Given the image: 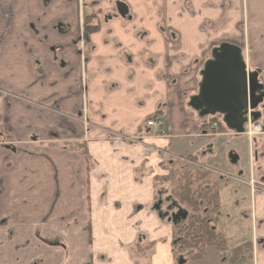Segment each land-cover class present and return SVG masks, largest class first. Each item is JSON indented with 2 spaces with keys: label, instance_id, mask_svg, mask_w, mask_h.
<instances>
[{
  "label": "crops",
  "instance_id": "0c3cea01",
  "mask_svg": "<svg viewBox=\"0 0 264 264\" xmlns=\"http://www.w3.org/2000/svg\"><path fill=\"white\" fill-rule=\"evenodd\" d=\"M91 1L0 0V264H137L131 247L140 236L156 241L149 264H175L171 226L186 213L156 193L169 174L156 164L177 157L216 176L218 168L239 174L219 179L217 228L231 253L258 237L254 251L242 248L231 263L255 256L264 264V192L252 197L248 184L264 177L252 170V139L224 114L215 125L189 111L183 94L199 92L204 68L185 74L174 65L198 53L205 66L221 43L242 42L241 0H228L226 10L217 0H146L145 10L131 7L138 21L104 20L86 35L84 3ZM104 1L112 12L115 2ZM156 15L163 27L148 21ZM162 105L169 138L111 139L112 129L135 136ZM259 107L264 122V102ZM213 251L206 247L196 264ZM176 264L190 261L181 256Z\"/></svg>",
  "mask_w": 264,
  "mask_h": 264
},
{
  "label": "rangeland",
  "instance_id": "374dc122",
  "mask_svg": "<svg viewBox=\"0 0 264 264\" xmlns=\"http://www.w3.org/2000/svg\"><path fill=\"white\" fill-rule=\"evenodd\" d=\"M112 2H115V5H113V11L112 12H107L105 13L104 10L108 8L109 3H106L104 0H92L91 4L90 2L88 3V6L86 8L87 10V16H88V21L90 25L96 24V23H101L104 20H111V19H116V20H124L128 21L130 23L138 21V13L133 10L131 7H139L145 10L146 7V0L144 2L140 3L138 5V0H111ZM228 0H217L218 7L217 9L220 10H226V7L224 5L225 2ZM106 5L107 7L105 8ZM237 15L240 14L242 15V22L240 23L239 29L242 32V42H239L237 44L230 43V42H223L221 44H228L232 47L238 48L241 53L242 57L244 59L246 69L249 73L256 74L257 81L259 80L261 87L264 89V0H241V7L236 10ZM141 20L145 21V17H141ZM158 23L160 27H163L165 22L162 20L161 16L156 15L155 17L149 16L148 21H154ZM255 24V26L252 28L251 24ZM173 38H175L174 35H172ZM220 44V45H221ZM212 56V53H210L209 57ZM181 62V65L176 63L177 61L174 62V65L178 66V70H184L185 74L187 73H192L195 70H200L201 65H203L204 68V61L200 58L198 53H194L193 55H185L183 58L178 60ZM174 65H172V70L175 69ZM201 74H197L196 78L197 80L201 79ZM172 83L177 82V78H173L171 80ZM115 85H112L111 87L113 88ZM199 88V86H198ZM198 88L195 87L193 90H189L186 92L184 95V101L186 102V107L189 111L191 112H197L196 109L191 105V98L193 95H195L198 92ZM260 90V89H259ZM4 96V92L0 90V101L1 98ZM199 115L197 114V118ZM152 118H161L164 123V105L160 107V112H157L156 114H153L151 116L146 117L142 123L139 125L137 134L135 136H128L125 135L124 131L122 132L121 130H115L112 129L110 132V135L112 136L111 139L114 141H117L118 138L126 141L127 143H138L139 141H132L129 139H126L127 137L133 138V140L139 139L138 137L140 136H163L166 138H169V130H168V124L165 123V128L162 129L161 127H148L147 122L148 120ZM208 120V119H207ZM212 120H217L219 123L222 121V115L220 113L215 114L212 116ZM261 119H258L255 123L260 124ZM202 123L199 120L200 127L202 126ZM222 123V122H221ZM252 131H255L256 129L254 128V125L252 124L251 126ZM263 131H264V125H263ZM253 133V132H252ZM114 134H116V137ZM118 135V136H117ZM257 136V137H256ZM250 138L254 151L257 152L258 150V159L252 160V170L254 175L258 177V179L263 180L264 177V133L259 132H254L252 135H248ZM142 141V140H141ZM140 141V142H141ZM78 142L72 144L74 148H78L77 146ZM156 147H161L156 144ZM79 150H83L81 146L79 147ZM186 158L188 157H177L173 158L171 160H166L165 162L160 163L159 162L156 164V172L160 173L163 172H168L169 175V180H167V183L160 184L159 188H157L156 193L160 191V195L163 197L171 196L173 200L175 199L173 195V188L175 187V184L179 179L182 178V175L185 170H189L190 172H194L197 169H200L201 166L197 165L196 163H192L188 161ZM202 161V159L200 158ZM263 171V172H261ZM216 177V175H214ZM230 182V181H228ZM237 182L233 181V185H235ZM159 190V191H158ZM226 194L227 190L225 187H222V199L224 203V212L226 211L225 208V203H226ZM176 200V199H175ZM177 201V200H176ZM178 202V201H177ZM176 202V203H177ZM172 204H175V202H172ZM140 209L143 207L146 208L145 204H141ZM184 210V213H186L187 216V211L191 213V209L186 208L188 206L180 205ZM175 208V207H174ZM223 212V213H224ZM178 216V214L175 215V217ZM174 217V219H175ZM178 222V220H177ZM175 224L172 225V228H175ZM255 242L259 244L258 242V237H254ZM139 246L137 247L136 245H132L131 247V253L133 256L134 261L137 264H149L151 260L153 259L154 256V250L156 248L155 244L156 241L151 243L146 240L145 236H140L139 237ZM180 240L179 237L177 236H172L171 237V249H172V258H174V263L176 264L177 260L181 257L187 254V252H190L191 250H180L174 244H178V241ZM225 248L223 249H217L218 251L214 254L216 256L210 258L209 260L205 259L203 264H220L223 263V261H226V264H233L231 263L232 260H236L239 258L240 254L233 252L226 251L228 249V242H227V237H225ZM264 244V242H262ZM215 248V247H214ZM210 250V249H209ZM225 250V251H224ZM231 253V254H230ZM207 254H211V251H209ZM254 255V254H253ZM208 257V255H207ZM225 258V259H224ZM254 258L252 256V259L249 264H256L254 262ZM200 259H190V264H196L197 261Z\"/></svg>",
  "mask_w": 264,
  "mask_h": 264
},
{
  "label": "trees",
  "instance_id": "16d2710c",
  "mask_svg": "<svg viewBox=\"0 0 264 264\" xmlns=\"http://www.w3.org/2000/svg\"><path fill=\"white\" fill-rule=\"evenodd\" d=\"M98 26V23L89 24L86 13L85 33H93L98 29ZM207 116L211 122L213 115L207 114ZM169 175L162 179L169 180ZM173 195L179 204L186 205L188 206H185L186 208L191 209V213L188 212L187 217L174 228V236L180 238L178 244H174L175 248L177 246L180 250H191L182 257L186 261L201 259L208 246H214L218 250L225 248V236L215 227L220 214V206L218 183L214 174L203 168L194 172L185 170L182 178L173 188ZM245 246L248 244L246 243ZM240 249L236 248L233 254L238 253Z\"/></svg>",
  "mask_w": 264,
  "mask_h": 264
},
{
  "label": "water",
  "instance_id": "95a60500",
  "mask_svg": "<svg viewBox=\"0 0 264 264\" xmlns=\"http://www.w3.org/2000/svg\"><path fill=\"white\" fill-rule=\"evenodd\" d=\"M256 74H248L238 48L222 44L206 62L197 95L191 105L203 115L224 114L226 122L238 130L244 122L246 108L258 103Z\"/></svg>",
  "mask_w": 264,
  "mask_h": 264
},
{
  "label": "flooded vegetation",
  "instance_id": "af4514ba",
  "mask_svg": "<svg viewBox=\"0 0 264 264\" xmlns=\"http://www.w3.org/2000/svg\"><path fill=\"white\" fill-rule=\"evenodd\" d=\"M88 3L89 2H86V3H84V9H85V15H86V13H87V10H86V8H87V6H88ZM90 4H91V2H90ZM85 18V17H84ZM84 25H85V19H84ZM85 32V31H84ZM86 35H88V34H86ZM212 58H213V54H212ZM211 58V59H212ZM209 61V60H208ZM204 68H205V66H204ZM247 70V69H246ZM248 74H253V73H249L248 72ZM202 76H203V74H202ZM256 78L258 79L259 77H257L256 76ZM258 82H260L259 80H258ZM257 91H256V96L258 97L257 99H258V103L256 104V105H254V106H252V105H250V103H249V105H248V107L246 108V111H245V114H244V122H243V124L240 126V127H242V130H240L241 132L240 133H243V134H246V136L248 137V135H252L254 132H259V131H261V133H264V131H263V125H264V122H263V120H262V112L260 111V107H259V105H261L263 102H264V89H263V87H261V85H260V83H258V85H257ZM260 89V90H259ZM0 90L2 91V92H4V95H5V91L2 89V88H0ZM217 114V113H216ZM258 119H261V122H260V124L258 123V124H256L255 122L258 120ZM213 124H214V122H216L215 123V125H218V121L217 120H212L211 121ZM211 123V124H212ZM252 124L254 125V128L256 129L255 131H252V129H251V126H252ZM238 130V129H237ZM253 132V133H252ZM0 135H3V130H2V125H1V113H0ZM2 144H4V145H7L8 147H10L11 146V144H10V142H5L4 141V143L2 142ZM257 157V159H258V150H257V155H256ZM256 158L254 159V157H253V155H252V160L254 159V160H256ZM215 171L217 172V176H216V179H217V183H218V194H219V179H221V178H236V179H238L236 176H239V174L238 175H234L233 173H231V172H224V171H222L221 169H215ZM224 172V173H219V172ZM212 172V171H211ZM213 173V172H212ZM214 174V173H213ZM215 175V174H214ZM220 177V178H219ZM251 177H252V172H251ZM240 179V178H239ZM248 184H249V186H250V192H251V195H252V197L255 195V194H257V193H260V192H264V184L263 183H261V181H259V180H249L248 181ZM219 206H220V202H219ZM188 215V214H187ZM220 216H221V208H220V214H219V218H218V221H217V223H216V225H215V227H216V229H218L217 228V224H218V222H219V219H220ZM175 217V216H174ZM174 217H173V220H174V223H175V225H177V224H180L185 218H183V216L182 217H180L179 216V214H178V216H176L175 217V219H174ZM177 220H178V222H177ZM252 223H253V229L256 227V220L255 219H253L252 220ZM255 230V229H254ZM220 231V230H219ZM222 232V231H221ZM223 233V232H222ZM223 235L225 236V234L223 233ZM247 244H248V246H239V248H253V251L256 249V246H257V242H255V239H253V244H254V246L252 245V242H246ZM238 248V247H237ZM236 249V248H235ZM234 249V250H235ZM240 249V250H241ZM233 250V251H234ZM240 252V251H239Z\"/></svg>",
  "mask_w": 264,
  "mask_h": 264
},
{
  "label": "built area",
  "instance_id": "2783aa9c",
  "mask_svg": "<svg viewBox=\"0 0 264 264\" xmlns=\"http://www.w3.org/2000/svg\"><path fill=\"white\" fill-rule=\"evenodd\" d=\"M162 119L160 118H152L148 120L147 126L148 127H161L162 129L165 128L164 123L161 121ZM126 139L133 140L131 137H127Z\"/></svg>",
  "mask_w": 264,
  "mask_h": 264
}]
</instances>
